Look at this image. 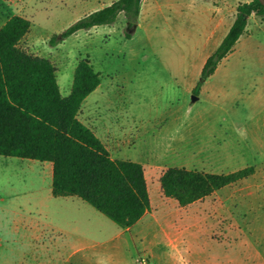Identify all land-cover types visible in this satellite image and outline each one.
<instances>
[{
    "label": "rangeland",
    "instance_id": "374dc122",
    "mask_svg": "<svg viewBox=\"0 0 264 264\" xmlns=\"http://www.w3.org/2000/svg\"><path fill=\"white\" fill-rule=\"evenodd\" d=\"M113 1L0 0V27L15 14L31 20L20 45L53 61L64 95L90 58L101 83L79 118L113 158L144 165L151 209L123 231L82 198L55 197L50 161L0 155V264H61L62 244L66 255L71 244L81 248L76 264H264V19L249 16L234 49L203 79L239 5L251 0H142L134 22L121 12L62 38ZM171 166L255 170L181 206L161 187Z\"/></svg>",
    "mask_w": 264,
    "mask_h": 264
},
{
    "label": "trees",
    "instance_id": "16d2710c",
    "mask_svg": "<svg viewBox=\"0 0 264 264\" xmlns=\"http://www.w3.org/2000/svg\"><path fill=\"white\" fill-rule=\"evenodd\" d=\"M141 4L142 0H115L72 24L62 38L81 29L111 24L121 12L134 22ZM253 13L264 19L260 0L239 5L229 31L204 64L203 79L213 75L234 49ZM31 25L29 18L15 14L0 27V155L52 162L54 196L80 197L119 226H132L151 209L144 165L113 158L96 132L79 118L84 100L101 83L100 73L89 57L81 59L72 92L64 95L53 61L20 45ZM254 170L248 166L215 173L171 166L160 182L167 197L187 206L248 177Z\"/></svg>",
    "mask_w": 264,
    "mask_h": 264
},
{
    "label": "crops",
    "instance_id": "0c3cea01",
    "mask_svg": "<svg viewBox=\"0 0 264 264\" xmlns=\"http://www.w3.org/2000/svg\"><path fill=\"white\" fill-rule=\"evenodd\" d=\"M241 38V37H240ZM240 40V39H239ZM238 40V41H239ZM93 129V128H92ZM94 130V129H93ZM95 131V130H94ZM96 132V131H95ZM97 134V133H96ZM102 140V139H101ZM104 143H105V141L104 140H102ZM106 144V143H105ZM107 146V145H106ZM108 147V146H107ZM109 149V148H108ZM52 163V162H51ZM49 168H52V175H53V163H52V165L49 167ZM254 173V172H253ZM252 173V174H253ZM251 174V175H252ZM250 176V175H249ZM247 178V177H246ZM245 179V178H244ZM243 180V179H242ZM240 181V180H239ZM238 182V181H237ZM234 183H236V182H234ZM234 183H231V184H234ZM231 184H228V185H226V186H229V185H231ZM226 186H224V187H226ZM52 187H53V176H52ZM221 189V188H220ZM220 189H218V190H216L215 192H213L211 195H209V196H207V197H205L204 199H206V198H208V197H211V196H213V194H215L216 192H218ZM53 193V192H52ZM56 197V196H55ZM58 197H61V198H67V197H73V196H58ZM204 199H202V200H204ZM202 200H199V201H202ZM199 201H196V202H193V203H191V204H189V205H187V206H190V205H193V204H195V203H197V202H199ZM150 211V210H149ZM149 211H147L145 214H144V216L139 220V221H137L135 224H133L132 226H129V227H122V230L123 231H128V230H131L138 222H140V221H142L145 217H147V215H148V213H149ZM61 247H62V250H61V264H72V262H74L75 264H76V262L77 261H81V259H74L75 258V256H76V254L81 250V248H74L75 247V245L74 244H71V245H69V247L68 248H71V247H73V249L71 250V252L69 253V255H66V248H67V246H66V244H62L61 245Z\"/></svg>",
    "mask_w": 264,
    "mask_h": 264
},
{
    "label": "built area",
    "instance_id": "2783aa9c",
    "mask_svg": "<svg viewBox=\"0 0 264 264\" xmlns=\"http://www.w3.org/2000/svg\"><path fill=\"white\" fill-rule=\"evenodd\" d=\"M143 263L144 264H148V261L146 259L143 258Z\"/></svg>",
    "mask_w": 264,
    "mask_h": 264
},
{
    "label": "water",
    "instance_id": "95a60500",
    "mask_svg": "<svg viewBox=\"0 0 264 264\" xmlns=\"http://www.w3.org/2000/svg\"><path fill=\"white\" fill-rule=\"evenodd\" d=\"M264 4V0H260Z\"/></svg>",
    "mask_w": 264,
    "mask_h": 264
}]
</instances>
